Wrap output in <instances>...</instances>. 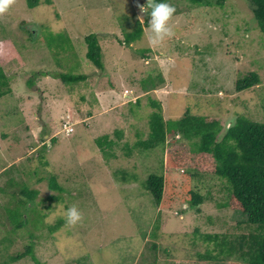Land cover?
Instances as JSON below:
<instances>
[{
	"label": "rangeland",
	"instance_id": "1",
	"mask_svg": "<svg viewBox=\"0 0 264 264\" xmlns=\"http://www.w3.org/2000/svg\"><path fill=\"white\" fill-rule=\"evenodd\" d=\"M151 1L52 0L30 9L26 0H0V67L11 88L0 98L2 261L246 264L198 256L214 248L202 233L236 238L246 231L238 224L245 216L225 205L224 180L210 174L188 179L189 167L165 170L169 151L188 144L179 135L167 138L164 151L135 150L130 157L119 146L104 155L97 145L104 134L116 139L115 130L122 131L119 144L146 138L157 110L151 100L161 104L166 120L187 110L219 119V138L239 115L264 122V33L250 2L169 0L152 14ZM137 22L144 31L128 43L126 33ZM91 34L102 47L103 69L86 55ZM250 72L260 83L237 90V80ZM57 74L87 79L64 83ZM96 87L126 89L127 95L107 96L99 112ZM138 97V105L130 101ZM152 173L168 180L159 205L143 185ZM51 177L63 189L52 188ZM26 186L39 192L27 208ZM187 187L205 196L198 209L187 206ZM15 211L28 218L22 228ZM27 247L35 258L16 259Z\"/></svg>",
	"mask_w": 264,
	"mask_h": 264
},
{
	"label": "trees",
	"instance_id": "2",
	"mask_svg": "<svg viewBox=\"0 0 264 264\" xmlns=\"http://www.w3.org/2000/svg\"><path fill=\"white\" fill-rule=\"evenodd\" d=\"M168 1L152 0L150 13L162 12L161 9L166 7L165 5ZM194 1L210 3L209 0ZM248 1L251 4L254 19L264 33V0ZM42 3L51 4L52 0H26V5L30 9L36 8ZM149 20L148 17L145 20L147 26H149ZM137 23V27L133 32L126 33L125 39L128 43L139 39L144 31L142 24ZM98 40L95 34H91L86 38L88 43L86 55L97 67L103 69L102 47ZM57 76L64 83L79 82L87 79L85 75L57 74ZM259 83L260 77L258 73L250 72L237 80L236 89L242 91ZM10 92L8 76L0 67V98ZM150 102L157 110L150 114L148 136L143 139H137L136 143L130 146L126 142L119 144V139L122 136L121 130H115L116 139L109 134H104L96 138L102 154L114 155L116 146L123 148L127 157H130L135 150L141 153L156 149L164 151L167 145V138L179 135L180 137L177 139L188 144L182 145L183 147L174 145L175 147L163 159V164L161 162L165 170L168 173H173L178 169L189 167L194 172L186 173L188 179H192L194 176L210 174L215 178L224 180L228 189L225 205L245 216V219L238 224L246 231H243L236 238H231L228 234L202 233L200 235L202 240L208 245H214L213 250L218 253L216 256H212L213 250L209 247L206 255L198 252V256L219 259V255H223L219 260L231 262L233 259L237 260L236 262L246 264H264V122L239 115L235 123L228 127L223 136L219 138L223 128L219 119L192 114L187 110L178 120H166L161 113V104L157 100H151ZM135 103L137 105L140 103V97L136 98ZM178 140H175V142ZM121 177L122 179H128L129 173L123 171ZM50 184L52 188H62L56 179L52 177ZM143 185L153 195L155 204L159 205L166 199L164 195L168 180L163 173L149 174ZM170 191L171 195L175 192L173 187ZM22 193L27 199L22 201V204L27 208L39 192L26 186ZM186 193L188 196V207H196L198 209L205 200V196L198 194L192 189H188ZM13 219L14 222L16 220L17 228H22L28 220L25 213L20 211L13 212ZM27 253L35 258L31 248L27 247L24 252L16 256V259H20ZM0 264L8 263L0 259ZM72 264L87 263L78 261Z\"/></svg>",
	"mask_w": 264,
	"mask_h": 264
},
{
	"label": "crops",
	"instance_id": "3",
	"mask_svg": "<svg viewBox=\"0 0 264 264\" xmlns=\"http://www.w3.org/2000/svg\"><path fill=\"white\" fill-rule=\"evenodd\" d=\"M126 89H117L116 87H114V88H109V89H101V88H99V87H96V89H95V93H96V96L95 97H97V101H98V111L99 110H101L102 111V104H107V102L106 101H109V98L107 97V96H114L115 94H123V96H125V95H127L126 93V91H125ZM130 101H132V102H135V100H133V99H130ZM107 108V107H106ZM110 110H107V111H105L104 113H106V112H109ZM100 112V111H99ZM77 114V113H76ZM78 116H79V114H77ZM81 117V116H80ZM93 117V114H89V115H87V116H85V117H81V119H83V121H85V120H87V119H89V118H92Z\"/></svg>",
	"mask_w": 264,
	"mask_h": 264
}]
</instances>
